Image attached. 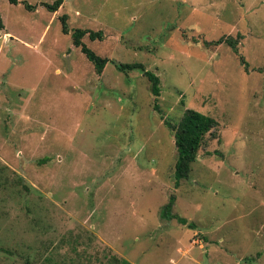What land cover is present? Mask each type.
<instances>
[{"label": "rangeland", "instance_id": "rangeland-1", "mask_svg": "<svg viewBox=\"0 0 264 264\" xmlns=\"http://www.w3.org/2000/svg\"><path fill=\"white\" fill-rule=\"evenodd\" d=\"M26 1L0 0V264H264V0ZM188 108L217 125L176 181Z\"/></svg>", "mask_w": 264, "mask_h": 264}, {"label": "trees", "instance_id": "trees-1", "mask_svg": "<svg viewBox=\"0 0 264 264\" xmlns=\"http://www.w3.org/2000/svg\"><path fill=\"white\" fill-rule=\"evenodd\" d=\"M10 3L17 4L23 3L24 7L28 10H35L36 5H33L26 0H8ZM63 0H54L52 3H41L42 6L47 8L49 11H56ZM62 19V30L63 32L67 33V25L65 23V16L61 17ZM1 26V23H0ZM87 35L91 40L101 39L102 33L100 30H91V29H82L76 28L72 31V44L76 47H79L80 51L84 54L86 59L92 64L95 72L98 75H101L104 71V67L108 62L107 57H102L93 51L90 47H88L82 38ZM226 42L231 48L236 51V41L233 40L229 36L221 37L218 40H215V44H219L221 42ZM243 63L245 61L242 59ZM246 65V64H245ZM118 68L121 70L126 69H133V68H140L150 82V91L152 95L156 98L160 94V79L159 76L156 75L154 72L150 70H144V67L141 63H120ZM156 107V105L154 106ZM217 121L206 114H203L199 111L194 109H185L181 118L179 119L177 125L171 126L174 136V144L176 147V161H175V168H174V175L176 181L181 178H186L189 174L191 169V164L197 158L198 149L201 146L202 140L205 137V134L209 133L210 130L216 127ZM172 201L165 206L167 211H170ZM163 212V211H162ZM170 215V212H169ZM182 224L186 223L185 218H177ZM190 225V223H188ZM122 264H127L126 260H121Z\"/></svg>", "mask_w": 264, "mask_h": 264}, {"label": "crops", "instance_id": "crops-1", "mask_svg": "<svg viewBox=\"0 0 264 264\" xmlns=\"http://www.w3.org/2000/svg\"><path fill=\"white\" fill-rule=\"evenodd\" d=\"M42 7H44V6H42ZM36 10V9H35ZM51 12H55V11H51ZM52 13V14H53ZM5 27H6V25L2 22V25L0 26V28H2V29H5ZM9 35H11V32L10 31H8V30H4V36H9Z\"/></svg>", "mask_w": 264, "mask_h": 264}]
</instances>
